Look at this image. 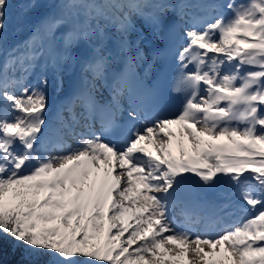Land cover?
Instances as JSON below:
<instances>
[{"label":"rangeland","instance_id":"1","mask_svg":"<svg viewBox=\"0 0 264 264\" xmlns=\"http://www.w3.org/2000/svg\"><path fill=\"white\" fill-rule=\"evenodd\" d=\"M44 1H46L49 8V13L38 18H24L23 20L26 21L28 27L24 24L18 25L16 11L12 4L6 5L8 6L7 9L5 5L0 6V17L8 18L9 23L12 24L10 28L0 27V175L20 177L23 175H39L42 172L45 176L44 179L36 182V185L41 188H34L35 192L37 191L36 193L41 191L44 193V205L40 208L42 212L40 215L47 218L55 215L57 219H60V226L69 238L64 250L57 256L56 264H75V246L79 245L80 242H85L87 245L91 244L95 247L94 251L81 264H233L234 259L237 264H255L258 263L257 261H259V264H264V219L255 218V222L242 224L239 231L235 233L228 229L221 237L209 239L199 235L190 236L183 229L178 231L174 228L172 222L168 220H162L159 223L160 218L163 219V213L159 205L157 208L159 218L155 219L154 227L149 222L146 224L140 223L138 221L139 218L144 217L145 214L131 212V204L122 206L111 205V207L110 205L108 207L98 206L92 209L80 206L81 199L77 197L80 188L74 180L67 182L65 178H62L59 181L50 183L51 179L60 175L59 168L63 165V163H59L57 159H54L53 156L58 155L60 157L58 158H62V162H64L72 150L69 146L75 144L69 139L80 140L85 137L78 135V132L73 136L58 132L57 134L61 133L62 136H58L62 137V139L56 141L52 148L48 146L45 151L34 150L30 152V150L25 149L22 152H18L16 150L19 141L34 147L36 144L34 142L39 139L36 131H38L41 122L48 118L50 114L45 112L37 119L26 121L21 112L18 111L19 109H35L38 111L44 109L48 96L41 95L30 85L28 80L30 75L24 78V75L28 72L26 65L18 64L17 59H14L16 62L12 64L14 53L16 50H22L24 44L22 38L19 39L15 31L22 34L25 33L24 39L27 43L33 42L36 44L35 47L30 48L34 57L28 63L37 65L49 61L45 47V44H49L54 45L63 55H68L67 57L61 55L58 62L54 63V65L58 66L67 65L68 58L73 60L74 50L76 49H74L75 44L70 41L72 37H79L84 43L87 41L88 33L84 26L77 23L79 20H84L87 24L92 25L91 27H100L103 32L113 31L123 34L127 38L134 36L130 29H140L136 23H133L135 17L141 20L140 7H138L136 12L135 9H130L128 4H124V1L133 2V0H103L106 6L105 12L109 14L108 18L103 17V13H99L94 9L95 0ZM171 1L167 0L169 3ZM202 3L204 4V2ZM218 3L215 2L212 5L217 7ZM252 4L254 6L251 9L243 11L240 16L230 20L223 28L226 32L241 29L243 31L241 32L242 34H247V37L237 38L239 45H257L251 59L243 62L242 65L254 63L263 66L264 42L253 44L252 40L254 35L260 34V28L264 25V16L257 17L254 11V9L258 8L264 12V0H252ZM21 5L28 7L27 2H21ZM112 15L117 16L119 19V26L115 27V29L110 19ZM65 16L72 18L73 22L67 21L68 18ZM57 19L61 21L57 22ZM16 26L19 28L18 30L15 29ZM78 32L84 34V36H79ZM64 34H67V37ZM216 40L219 41L220 38L217 37ZM108 44L105 45L107 49L109 48ZM43 68L47 76L51 75V66ZM263 73L264 69L260 73H251L249 75L256 78L260 83V77ZM231 82L233 83V81ZM236 87L241 86L237 85ZM52 88L53 86H51V90ZM259 88H252L250 92L242 95V99L249 104L250 109L245 107V103L242 111L236 113L251 116L254 112L260 111L258 103L264 100V83L261 82ZM227 95L234 100H238L231 94ZM70 108L71 106L69 105V107H65V110L58 114L59 120H64V115L66 116ZM75 115L80 117V115ZM204 115L202 113L195 118L199 130H207L214 136L227 138L229 135L235 142L244 138L251 143L247 150L251 152L252 162H249L246 154L242 153L240 149L233 148L231 143L226 140L224 145L218 148L219 152H214L213 154L221 158V162H214L213 156H210L211 164L216 165L220 170L229 172L232 181L235 173L244 176L247 167H252L255 171L264 172V159L258 158V156L264 155V130L252 132L245 128H207ZM260 115L264 120V113ZM82 121H85L83 117ZM170 122L169 119L163 122L161 126L145 124L144 127L146 129L165 128ZM80 129L84 131L85 127ZM190 137L196 148L204 140L199 133H191ZM83 149L87 148L83 147ZM118 153L124 157L125 151L118 150ZM209 154L211 153L209 152ZM71 157L73 156H70L67 161L72 159ZM232 157L237 158L239 161L234 164L231 163L229 159ZM31 160L36 161L38 166L29 173L20 171L19 168L31 163ZM218 164L223 165V168L218 167ZM131 168H135L136 174L140 176L138 166L130 165L126 169ZM122 170L125 171L120 169L117 172ZM245 180H243L244 184L246 182L256 183L254 179ZM141 182L144 183V179L141 178ZM149 189V187L143 185V191L146 194H151L155 200L151 192L155 188L151 187V190ZM117 193L122 197V191ZM242 199L247 198L244 197ZM16 202L17 198L9 194L1 201V208L11 210ZM141 206L144 208L145 204L141 203ZM145 208L147 209L144 210V213L150 209L148 207ZM146 219L148 221L149 216H146ZM198 225L200 224L198 223ZM154 229H156V232L154 231L150 234L151 230ZM213 230L214 226L212 225L211 231ZM111 237H114L112 238L114 241ZM117 240L122 241L120 246L116 245ZM240 240H254V242H249L248 246L240 248L237 243ZM255 241H261L263 245L256 247ZM199 243L205 244V246H198ZM223 245H227L226 250L221 249ZM255 255H257L256 260Z\"/></svg>","mask_w":264,"mask_h":264},{"label":"bare ground","instance_id":"2","mask_svg":"<svg viewBox=\"0 0 264 264\" xmlns=\"http://www.w3.org/2000/svg\"><path fill=\"white\" fill-rule=\"evenodd\" d=\"M156 1L157 0H139L136 3L124 1V4H128L130 9H135L137 12L138 7H141V5H155ZM217 1L225 2L227 6L238 8L240 13L251 9L254 6L252 0H201L200 4L204 2L203 6L206 4V6H210ZM258 10V8L254 9L255 12ZM65 17L68 18L67 21L73 22L72 18H69L68 16ZM77 23H80V25L86 28L88 36L86 43L82 42L79 37H72L70 39V41L75 44L74 49L76 50H74V53L76 54L82 49L83 53L86 55L91 54L87 56L91 57L98 66H100L101 58L109 60L110 50L105 47L108 43L109 46L115 45L121 52L133 56L134 62L141 63V67L149 59L140 57L138 54L139 51L145 52V38L151 36L149 29L146 28L142 18L141 20H139L138 17L134 18L133 23H136L140 29H130V32L134 33V36L131 38L124 37L123 34L113 31L103 32L100 27H91L92 25L87 24L84 20H79ZM211 23L207 28L201 29L194 36L190 37V39L196 38L197 41L202 42L203 45L207 47V52H214V59H217V56H220V61L218 62L216 60L213 64L212 71L207 70L206 75L213 82L222 84L226 93L231 94L239 101L233 99L229 105L221 107L218 104L220 98L212 101L202 98L200 99V102L196 104V107L191 113H181L175 117V119H170V124H167L165 128L146 129L143 126L140 135L133 144V146L138 144L143 146L140 155L144 157V162L137 164V166L140 170L143 168L145 161L147 160L150 161L152 165L157 164V166H162L164 165L165 160L169 158V154L174 152L175 155L177 154L179 156L183 170L198 175L202 191L216 194L224 189L229 192L227 204L228 206L234 207V210L227 216L229 219H232L233 216H242L245 218L244 224L253 223L255 222V218L264 219V172L255 171L254 168L247 167L245 169V175L242 176L243 179L249 181L250 179H254L256 180V183L251 184L246 182L243 185L241 182V185H237V182L235 181L237 174L233 176L232 181L229 172L218 169L216 165L211 164L210 162V156L212 153L219 152L218 148L223 146L226 140L231 143L233 148L240 149L242 153L246 154L249 162H252V156L250 155L251 152L250 150H247V148L250 147V141L241 138L238 142H235L229 135L226 138L224 136H214L207 130H199L195 118L202 113L206 116L207 112L213 110H225L227 112L242 111L245 103V107L250 109L249 104L242 99V95L250 92L252 88L254 89V86H256V88L260 87V83L256 78L247 73L242 80L241 87L237 88L236 84L231 82L233 81L235 73L230 75L226 70L235 64H242L243 62L249 61L257 45H239L237 38L239 36H245L241 33L243 32L241 29H237L236 31L233 30V32H226L223 28L224 24L217 22V24L213 25ZM113 28L115 29V27ZM217 37L220 38L219 41L216 40ZM261 42H264V25L260 28V34H256L253 37V44ZM89 50L91 51L89 52ZM61 55L64 57L68 56H66V54L63 55V53ZM241 64H239V66H241ZM253 64L254 63H248L246 66ZM38 65L43 70H45L43 67H52L51 75L48 76V80H55V84L53 85L52 90H50L51 95H57V92H60L61 94L68 88L72 72L75 70V62L73 60L68 58L67 65L57 66L54 65L53 62L49 63V61ZM262 102H264V100L260 101L259 107H261ZM69 105L70 104L67 103L63 105L62 108L69 107ZM216 107H218V109H215ZM45 112V109L39 110L35 119L39 118ZM254 114L257 115V112ZM181 115L184 116L181 117ZM64 120H59L58 114L51 113L48 118L41 122L38 131H36L39 139L34 142V144L46 142L48 146L52 145V147L56 141L62 139V137H59L62 136L61 133L73 136L78 132V135L85 136L80 140L69 139V141L75 143L74 145L69 146L72 150L69 152L68 158L73 156L69 161H67V158L62 162V158L59 159L60 157L58 155L53 156L54 159H57V161L63 163V165L59 168L60 175L51 179L50 183L59 181V179L62 178H65L67 182L74 180L80 188L77 194V197L81 199L80 206L86 209H92L98 206L108 207L110 205L111 207V205L122 206L125 204H131V212L145 214V216L139 218L138 221L142 224L149 222L150 225L154 227L155 219L159 218L157 213L159 203L157 202L156 196L162 192L161 188L166 185L169 176L166 173L156 176L159 182L156 187H154L155 189L151 191L155 197L154 200L151 194H146L143 191V185L149 187V190H151V186H149L145 180V184L142 182L140 183L142 177L136 174V169H126L128 166L133 165L126 158V152L124 157H122L121 154L118 153V150L111 149L105 143L100 141L97 133L92 129L86 128V121L83 122L81 117H77L73 110L70 111L69 109L66 116L64 115ZM167 120L169 119H162L158 124L153 125L161 126V124ZM205 125L207 128L210 127L206 121ZM82 127H85L84 131L83 129H80ZM58 132L61 133L57 134ZM191 133H199L203 136L204 140L197 148L191 142ZM23 143L24 142L19 141L17 146ZM83 147H86L87 149L84 150ZM47 148L48 147L46 146L44 151ZM27 149L30 150V152L33 151V147H28ZM209 152L211 154H209ZM216 157L217 156L215 155L214 159ZM229 161L234 164L239 160L232 157ZM31 162L36 161L31 160ZM199 166H206L207 171L199 172L197 170V167ZM120 169L126 170L117 172ZM120 191H122V197L117 193ZM244 197L247 198L246 204L249 205V208L258 210V214L253 219L246 218L245 212H243V204L245 203H241V200ZM141 203H144L145 207H148L151 210L148 209L146 213H144V210L147 208H143ZM146 216H149L148 221ZM162 220H167L164 214L163 219L160 218L159 223H161ZM213 220L214 216L209 215L205 220V224L212 225L215 223ZM175 229L180 231L181 227H175ZM155 230L156 229L151 230L150 234ZM112 238L114 237H111V239ZM247 242V240L237 241V243L245 244ZM121 244V240L116 241L117 246H120ZM203 245L205 246V244L202 243L198 244V246ZM221 249L226 250L227 245L221 246ZM233 264H237L235 259L233 260Z\"/></svg>","mask_w":264,"mask_h":264},{"label":"trees","instance_id":"3","mask_svg":"<svg viewBox=\"0 0 264 264\" xmlns=\"http://www.w3.org/2000/svg\"><path fill=\"white\" fill-rule=\"evenodd\" d=\"M5 1L13 6L23 1L28 3L27 8L20 5L14 7L18 25L24 24L28 27L24 18H38L49 13L44 0H0V6ZM1 26L10 28L12 24L8 18L0 17ZM17 26L15 29L18 30ZM15 32L26 46H35V43H27L24 39L25 33ZM44 178L42 172L39 175L20 177L0 175V264H56L57 256L69 241L60 226V219L55 215L49 218L40 215V208L44 205V193H36L34 188L40 189L36 182ZM9 194L17 198V202L11 210L2 209L1 201ZM94 249L93 245L85 242L76 245L75 264H81ZM254 257L256 260L257 255ZM257 262L255 264H259Z\"/></svg>","mask_w":264,"mask_h":264}]
</instances>
